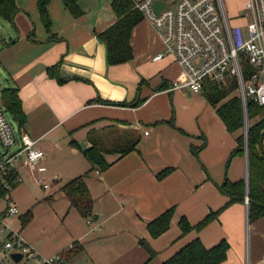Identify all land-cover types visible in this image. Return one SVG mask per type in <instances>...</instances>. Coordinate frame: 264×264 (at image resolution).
I'll list each match as a JSON object with an SVG mask.
<instances>
[{
  "label": "crops",
  "instance_id": "1",
  "mask_svg": "<svg viewBox=\"0 0 264 264\" xmlns=\"http://www.w3.org/2000/svg\"><path fill=\"white\" fill-rule=\"evenodd\" d=\"M78 2L84 14L74 18L61 0H51L47 30L37 0H17L14 22L5 21L8 33L0 25L3 88L17 87L26 115L15 129L44 151L34 168L19 170L22 180L9 196H0V215L15 204L19 213L8 219L13 229L41 256L63 253L70 264H164L196 238L206 247L229 243L221 264H264V216L251 222L246 199L231 202L220 189L226 180L244 179L248 187L244 104L245 127L231 132L202 91L173 88L184 81V70L172 55L152 59L163 46L146 17L132 32L133 58L108 64L98 34L117 20L112 0ZM234 2L233 15L246 0ZM109 130L132 132L140 142L124 156L106 154L110 166L87 174L93 215L85 217L61 187L89 171L83 153L89 135ZM241 138L245 151L234 153ZM171 207L170 227L153 237L148 222ZM217 211L200 231L182 234L181 216L196 225ZM143 239L156 251L150 260ZM68 252L74 253L70 259Z\"/></svg>",
  "mask_w": 264,
  "mask_h": 264
},
{
  "label": "built area",
  "instance_id": "2",
  "mask_svg": "<svg viewBox=\"0 0 264 264\" xmlns=\"http://www.w3.org/2000/svg\"><path fill=\"white\" fill-rule=\"evenodd\" d=\"M155 1L135 0V8L161 39L163 49L152 59L172 55L184 70V81L173 88L198 93L205 80L235 78L244 106L249 101L264 105V0H246L235 15L224 0H164L169 5L159 13L154 11ZM236 19L242 21L235 23ZM8 115L0 97V186L10 190L22 180L19 170L34 168L44 151L38 140L16 130ZM18 213L12 204L0 215V264H70L63 253L38 254L8 222ZM14 253L22 255L19 261Z\"/></svg>",
  "mask_w": 264,
  "mask_h": 264
},
{
  "label": "trees",
  "instance_id": "3",
  "mask_svg": "<svg viewBox=\"0 0 264 264\" xmlns=\"http://www.w3.org/2000/svg\"><path fill=\"white\" fill-rule=\"evenodd\" d=\"M51 0H37L38 11L43 25L47 30L51 29L52 21L49 14ZM74 18L84 14L78 0H61ZM111 6L117 16V20L108 28L98 34L107 48V61L110 65L126 63L133 58L131 36L134 27L139 24L144 16L135 8V0H112ZM19 12L17 0H0V19L14 22ZM248 68V65H247ZM49 74L54 76L55 69H49ZM238 90V82L235 78L225 81L205 80L202 92L211 104L217 107L218 113L224 121L227 129L234 132L245 127L244 106L239 95H233ZM200 91V92H201ZM233 95V96H232ZM1 100L8 114L21 127L26 122V115L22 108V102L17 87L3 88ZM140 101L134 105H138ZM248 128V187L244 179L231 182L226 180L220 189L230 197V201H244L247 191L249 196V220L251 222L264 216V105L249 101L247 104ZM106 139L108 141H106ZM91 146L83 150L90 163V169L86 173L74 177L62 185L61 189L70 199L71 205L85 217L93 215V198L85 182V177L93 169L103 171L110 166L105 158L106 154H119L124 156L135 150L140 142V137L132 132L117 134L109 130L105 133L92 132L89 135ZM71 144L79 147L74 140ZM245 141L239 139L238 147L234 153H244ZM166 173L163 172L162 174ZM14 186V185H13ZM10 191L0 186V196H9ZM227 205V204H226ZM175 208L165 210L161 215L151 220L147 228L153 237L161 235L171 225ZM219 211L211 212L196 225H192L186 216H181L179 226L182 234L192 230L200 231L205 225L218 216ZM30 219L27 214L23 217L25 225ZM142 246L149 253V260L156 255V251L146 240H140ZM229 243L222 240L212 247H206L200 238H196L184 245L178 252L164 262V264H221L228 257ZM73 251V250H72ZM74 253L68 252L67 258L73 257ZM148 260V261H149Z\"/></svg>",
  "mask_w": 264,
  "mask_h": 264
},
{
  "label": "rangeland",
  "instance_id": "4",
  "mask_svg": "<svg viewBox=\"0 0 264 264\" xmlns=\"http://www.w3.org/2000/svg\"><path fill=\"white\" fill-rule=\"evenodd\" d=\"M235 0H224V2H225V4H226V7H227V9L229 10V12H233L234 11V9H235V2H234ZM0 25H1V27L3 28V31H6L5 33H8L7 32V24H6V22L5 21H2V20H0ZM5 81V77H4V75H2V72H0V92H1V90H2V88L5 86V84H6V82H4ZM234 94H236V95H239V91L238 90H236V91H234L233 92V95ZM8 117H9V120L11 121V123L13 124V126H14V128H18L17 127V125H16V122L12 119V117L10 116V115H8Z\"/></svg>",
  "mask_w": 264,
  "mask_h": 264
},
{
  "label": "water",
  "instance_id": "5",
  "mask_svg": "<svg viewBox=\"0 0 264 264\" xmlns=\"http://www.w3.org/2000/svg\"><path fill=\"white\" fill-rule=\"evenodd\" d=\"M169 4L168 2L164 1V0H156L154 3V11L156 13H159L161 11V9H163L164 7H167ZM4 43V34L2 32V30L0 29V46H2ZM245 110H247V106H245ZM248 124V122H247ZM247 128H246V139H247ZM246 149H248V143L246 145ZM247 181H248V176H247ZM249 203V196H247V204ZM17 261H19L22 257V255L20 253H14L12 255Z\"/></svg>",
  "mask_w": 264,
  "mask_h": 264
}]
</instances>
